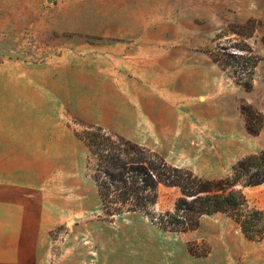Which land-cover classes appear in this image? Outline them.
<instances>
[{"label": "rangeland", "instance_id": "1", "mask_svg": "<svg viewBox=\"0 0 264 264\" xmlns=\"http://www.w3.org/2000/svg\"><path fill=\"white\" fill-rule=\"evenodd\" d=\"M263 38L264 0H0V111L12 109L15 79L45 84L46 264H264V239L224 213L183 233L141 213L105 215L76 136L78 121L100 125L205 178L229 176L264 148V126L251 134L241 110L264 114ZM248 48L261 57L250 89L213 58ZM245 192L264 208V184Z\"/></svg>", "mask_w": 264, "mask_h": 264}, {"label": "trees", "instance_id": "2", "mask_svg": "<svg viewBox=\"0 0 264 264\" xmlns=\"http://www.w3.org/2000/svg\"><path fill=\"white\" fill-rule=\"evenodd\" d=\"M254 31V21L247 24ZM240 33L243 31L240 30ZM264 43V38H263ZM214 61L247 89L261 60L252 48L236 56L214 54ZM248 131L258 135L264 114L241 106ZM76 136L87 146L93 160V181L105 215L141 213L164 231L197 230L205 215L224 213L236 221L246 238L264 239V208L252 204L246 187L264 184V148L238 160L229 176L209 179L189 168L170 163L157 150L100 125H85ZM175 191L172 208L160 207L163 197Z\"/></svg>", "mask_w": 264, "mask_h": 264}, {"label": "crops", "instance_id": "3", "mask_svg": "<svg viewBox=\"0 0 264 264\" xmlns=\"http://www.w3.org/2000/svg\"><path fill=\"white\" fill-rule=\"evenodd\" d=\"M11 87L12 109L7 114L0 111V264H46L45 84L15 79ZM66 131L71 134L70 129ZM60 137L50 135L52 139Z\"/></svg>", "mask_w": 264, "mask_h": 264}]
</instances>
